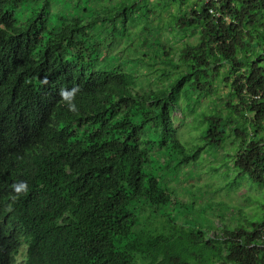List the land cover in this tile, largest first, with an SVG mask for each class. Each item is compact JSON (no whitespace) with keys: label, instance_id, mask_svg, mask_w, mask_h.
Segmentation results:
<instances>
[{"label":"trees","instance_id":"trees-1","mask_svg":"<svg viewBox=\"0 0 264 264\" xmlns=\"http://www.w3.org/2000/svg\"><path fill=\"white\" fill-rule=\"evenodd\" d=\"M101 1L0 0V264H264V213L205 230L164 180L201 150L174 129L195 95L216 104L206 144L231 136L238 176L264 187V0ZM168 5L164 29L196 43L169 60L141 36L153 53L132 66L111 53L116 30L150 35Z\"/></svg>","mask_w":264,"mask_h":264},{"label":"rangeland","instance_id":"rangeland-1","mask_svg":"<svg viewBox=\"0 0 264 264\" xmlns=\"http://www.w3.org/2000/svg\"><path fill=\"white\" fill-rule=\"evenodd\" d=\"M63 4V9L68 10L71 14L76 15V4L81 6L85 5L91 12L93 5L106 4L99 0L96 4L95 1L90 0H51V9L53 12H58L62 9L60 6ZM92 2V4H91ZM59 5V8L57 6ZM115 4L111 5L113 9ZM92 7V8H91ZM57 8V9H56ZM175 7L167 6L162 12V22L159 23L156 20L152 23V34H144L141 32V28H135L127 32V38L118 37V31H115L117 35L113 41V50L111 53L117 55L123 63L127 65H134L132 62L139 55L145 53H153L150 49H139L137 44L141 42V36L143 37H156L162 43L166 44L172 49L170 56L178 55L179 51L183 48V45L188 43H196L197 34L190 32L182 37L176 35L172 28L164 29L168 21V13H174ZM27 15L26 11H18L17 16L20 19H25ZM89 15V13H88ZM111 39L112 36H105L104 41ZM132 40V42H131ZM107 43L111 41L107 40ZM149 60V57L146 58ZM144 59V60H146ZM150 61V60H149ZM146 69L141 68L140 72L145 73ZM154 76L150 77L152 82ZM141 83L146 84L148 81L141 80ZM159 82H155L157 86ZM225 89L221 88L215 97L224 98ZM212 98H203L197 101L196 96L193 95L190 100V104L181 109V112L175 113L174 129L176 138L189 150L200 148L195 158L188 162L186 165H178L174 167L175 160L174 154L171 155V159L174 160L167 170L164 171L165 182L168 191L172 193L180 201L186 203L188 208L192 209V217L197 223L201 225L205 230L213 229L217 230L222 227L223 224L229 222L233 227L239 219L248 218L251 215L263 214L264 204V187L259 186L255 182L251 181L247 177L238 176L237 170L233 165V155L235 153L236 146L231 142V136H227L224 143L220 146L207 145L203 138L206 124L204 118L207 115L212 114L215 109ZM197 205L199 208H193L191 203ZM214 203V209H209V204ZM187 208V209H188ZM204 208L207 210L204 211ZM184 211V206L178 203L175 207L174 215L181 217ZM25 248H21L18 252L17 261L23 263L22 252Z\"/></svg>","mask_w":264,"mask_h":264},{"label":"built area","instance_id":"built-area-1","mask_svg":"<svg viewBox=\"0 0 264 264\" xmlns=\"http://www.w3.org/2000/svg\"><path fill=\"white\" fill-rule=\"evenodd\" d=\"M214 1H217V0H214ZM208 12H209V14H211V15H213V16H218V14L215 13L214 10H213L212 8H210V9L208 10Z\"/></svg>","mask_w":264,"mask_h":264},{"label":"clouds","instance_id":"clouds-1","mask_svg":"<svg viewBox=\"0 0 264 264\" xmlns=\"http://www.w3.org/2000/svg\"><path fill=\"white\" fill-rule=\"evenodd\" d=\"M24 248H25V250H26V247L25 246H23Z\"/></svg>","mask_w":264,"mask_h":264},{"label":"bare ground","instance_id":"bare-ground-1","mask_svg":"<svg viewBox=\"0 0 264 264\" xmlns=\"http://www.w3.org/2000/svg\"><path fill=\"white\" fill-rule=\"evenodd\" d=\"M26 249H27V247H26Z\"/></svg>","mask_w":264,"mask_h":264}]
</instances>
